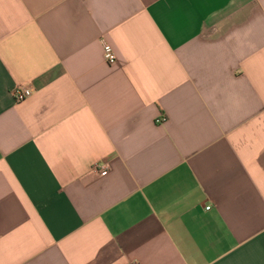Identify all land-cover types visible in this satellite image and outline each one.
I'll return each mask as SVG.
<instances>
[{
	"label": "crops",
	"instance_id": "1",
	"mask_svg": "<svg viewBox=\"0 0 264 264\" xmlns=\"http://www.w3.org/2000/svg\"><path fill=\"white\" fill-rule=\"evenodd\" d=\"M132 262L264 264V0H0V264Z\"/></svg>",
	"mask_w": 264,
	"mask_h": 264
},
{
	"label": "built area",
	"instance_id": "2",
	"mask_svg": "<svg viewBox=\"0 0 264 264\" xmlns=\"http://www.w3.org/2000/svg\"><path fill=\"white\" fill-rule=\"evenodd\" d=\"M103 57L104 61L108 65H113L116 62V55L114 50L109 44H104L103 46ZM31 94L28 89H18L13 93V97L15 102L19 103L24 101ZM166 121L165 116L161 115L156 120V124H164ZM95 171H97L101 176H106L108 174V165L107 163H96L93 167ZM206 210L210 209V206L205 208ZM130 264H137L136 262H132Z\"/></svg>",
	"mask_w": 264,
	"mask_h": 264
}]
</instances>
